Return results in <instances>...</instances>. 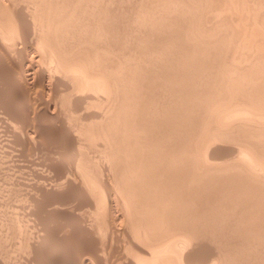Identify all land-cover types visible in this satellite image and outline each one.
<instances>
[{"label":"bare ground","instance_id":"bare-ground-1","mask_svg":"<svg viewBox=\"0 0 264 264\" xmlns=\"http://www.w3.org/2000/svg\"><path fill=\"white\" fill-rule=\"evenodd\" d=\"M19 1L0 0V32L4 34L0 44L7 50L0 53V59L9 60V51L15 49L8 45L6 33L15 31L17 39H26L30 33L34 34V29L38 47L47 49L46 58L51 63L48 62V68H38L42 62L40 57L35 61L34 53L31 56L26 53L17 64L19 67L15 66L16 71H7L9 81L23 85L29 93L34 89L37 92V84L42 85V92L48 90L55 94L62 87L67 92L63 93L69 94L65 95L70 98L69 104L73 100L78 109L73 115L82 114L85 115H80L82 121L89 120L84 125V121L77 119L81 123L79 127L75 119L76 132L68 124L69 118L66 120L62 125V131L69 137L65 147L81 151L87 140H98L103 144L106 158L99 169L102 175L105 171L110 173L103 182L95 180L97 177L88 169L89 165L82 163L85 154L79 152L73 177L66 178L70 169L67 176L63 173L66 179L59 175L64 180L55 181L58 182L55 185L54 182L47 185L43 179L36 181L34 197L37 200L43 197L62 205L64 198L60 201V196L55 194L73 192L80 179L79 186L91 185L95 206L88 213L94 212L87 216H94L95 221L90 218L91 222L77 221L85 233L92 235L91 247H82L79 257L69 263L56 255L41 258L44 247L52 251L55 248V252L63 255L71 251L70 239L54 238L50 234L52 242L49 243L48 237L36 232V239L28 245L30 255L21 264H58L60 261L64 264H233L240 259L236 260L238 253L248 258L244 260L264 264V177L256 171L264 170V42L253 46L244 27L246 18L260 17L264 0H133L134 3L123 0L127 6L134 4L132 15L129 14L132 18L126 12L125 19L120 17L125 8L121 0H114L117 7L113 0H35V3L33 0L31 5L26 1L29 6ZM5 18H13L10 25L3 23ZM206 21L207 25L211 23L208 29ZM137 25L143 29L140 34ZM256 34L258 39L259 33ZM252 46L256 47L254 51H243ZM229 52L228 58L222 57ZM53 94L56 98L59 93L55 97ZM50 96L41 97L39 102L35 100V107L52 121L59 120L64 114L59 117L61 111L59 114L57 111L62 110L63 104H59L58 110L57 105L51 109V102L56 101L53 98L50 101ZM58 98L57 104L62 103ZM164 99L168 101L165 105ZM31 103L29 107L33 106ZM241 119L245 120L235 125ZM257 119L263 123L262 127L256 126ZM220 141L236 144L230 148L235 159L224 158L223 164L216 161L218 152L212 147ZM60 155H55L56 166L69 157ZM68 160L71 163V156ZM55 161L50 162L52 166ZM90 172L95 178H89ZM93 182L102 187V193ZM77 210L75 214L80 217L79 213L83 212ZM106 214L110 216L105 218L108 222L97 221ZM7 229L3 216L0 220L3 238L7 237ZM102 230H109L106 233L110 236ZM232 231H238V239L242 238L243 243L233 241ZM253 249L256 252L250 251ZM254 252L263 257L256 260L258 256ZM0 264H6L1 257Z\"/></svg>","mask_w":264,"mask_h":264},{"label":"rangeland","instance_id":"rangeland-1","mask_svg":"<svg viewBox=\"0 0 264 264\" xmlns=\"http://www.w3.org/2000/svg\"><path fill=\"white\" fill-rule=\"evenodd\" d=\"M18 1V0H17ZM21 1H24V2H21ZM21 1H19L20 3H24L23 5H25V6H29V5H27V2H28V4H34L36 1L37 2H40V0H34V3H32L33 2V0L29 3V1L30 0H21ZM27 1V2H26ZM116 1H118L119 2V0H116ZM116 1H112V2H115L116 3ZM123 0H121L120 1V3H122V6H123V2H124V4L126 5V2L125 1H123ZM127 1V0H126ZM132 1V3H134V1L133 0H131ZM131 1H129V3L131 2ZM262 2V1H261ZM119 3V6L118 7H120V8H118L119 10L121 9V4ZM128 3V2H127ZM131 3V4H132ZM264 1H263V3L260 5V12H261V15H260V17L259 18H246L245 20H244V22L245 23H249V25H247V24H245L244 23V25H246V26H244L245 27V30H246V32H247V35L249 36V38H251L250 39V43L253 45V46H259V45H261V43H263L264 42V36H263V34H264ZM111 6H112V8H114V6L112 5V4H110ZM109 5V6H110ZM117 5H118V3H116V7H117ZM123 6L122 8H126L127 10H129V11H126V9H125V11H123L124 9H122V13L123 14H121L122 16H120V17H122V18H127L128 17V15L129 14H131V11L134 9L132 6L134 5V4H132V10H131V7H130V5L128 4V6L126 7V6ZM33 6V5H32ZM31 6V7H32ZM110 6V7H111ZM111 8V9H112ZM110 9V8H109ZM126 12H129L128 13V15H127V13ZM132 15V14H131ZM121 18V19H122ZM128 18H132V16L130 17V15H129V17ZM235 19V18H234ZM12 20H13V18H5L4 20H3V23L4 24H7V25H10V23L12 22ZM238 21L239 20H236L235 22L236 23H238ZM247 21H249V22H247ZM206 23V25L208 24L207 23V21L205 22ZM253 24L256 26V28L253 26ZM251 25V28L249 27ZM137 26H140L139 27V31H141V32H138V34H140V33H142V31H143V29H142V27H141V25H137ZM210 26H211V23L209 24V25H207V29L208 28H210ZM247 26H248V28H249V31L250 32H248V28H247ZM123 27V26H122ZM121 27V28H122ZM253 28L255 29L254 31H253ZM124 28H122V30H123ZM141 29V30H140ZM250 29H252V30H250ZM257 30V31H256ZM33 31V33L35 34V31H34V29L32 30ZM31 31V32H32ZM253 31V32H252ZM136 32V34H137V31H135ZM255 32V33H254ZM259 33V37H258V39H257V34L256 33ZM251 33H253V34H251ZM260 33H261V35H260ZM16 34V32L15 31H10V35L8 34V33H6L5 34V37H7L6 39H7V43H8V45L11 47L12 46V48L13 47H15V49L13 48V50L14 51H9V53H8V55L11 57L9 60L7 59L6 61H4V60H1L0 59V61H2V62H0V66H2V67H0V202H1V199H3V198H5L4 200H2V202L0 203L1 205H0V220L3 218V216H4V218L6 219V222H7V225H8V229H7V237H2L1 235H0V257L2 258V260H3V262L4 263H6V264H21V262H22V260H26L27 259V257H28V255H30V252H29V249H28V245H30L33 241H34V239H36V234L38 235L40 232L42 233V235L43 236H45V237H48L47 238V242H49V243H51L52 241H50V240H52L51 239V236L52 235H50V234H53V237L55 238V237H57V236H59V237H68L69 239H70V241H69V243H70V250L71 251H66V253L63 255L62 253H60V251L59 252H55L54 250H55V248H54V250L52 251V249H48L47 247H44V249L40 252L41 253V258H45V257H47V254H49L48 256H51V257H53V256H55V257H57V258H59L61 261H63V262H65V263H69L70 261H74V260H76V258L77 257H79L78 255H79V251H81L82 249H84L85 248V246H86V248H88L89 246L88 245H90V247H91V237H92V235H89V234H87V233H85V231H84V227L82 226V224L81 223H79L80 221L79 220H86L87 222H88V220H89V218H90V220L92 219V220H94L95 221V217L93 218H91V216H87L88 214L89 215H91L92 214V212H94V211H90V213H88L89 212V209L90 210H94V200L92 201L91 199H94V197H92V195H91V188H90V186H89V183H86V184H84V185H82V186H79V184H80V182H81V179H80V181H78V188H76L75 190H73V192L71 191V192H63V193H57V194H55L56 196H60L59 197V199H61L60 201H62L63 200V198H64V200L62 201V203L64 202L65 204H59V203H52L51 201H48V199H46V198H41V197H39V199L37 200L36 199V197H34L35 195H37V194H35L34 195V193H36V191H35V188L34 187H36V183L38 182H41L42 181V179L45 181V182H47L48 184L47 185H49V183L52 185L53 183H51V182H54V185L55 184H57L55 181H59L60 182V180H64V178H65V176L64 175H66L67 176V174L69 173L68 171L70 170V174H68L69 176L68 177H66V178H71V177H73V174H75L76 173V168H75V165H76V163H77V161H76V157L78 156V155H80L81 153H79V152H83L82 154L84 155V158L82 157V159H84V162H82L83 163V165L84 166H86L87 167V164L90 166H88V169L89 168H91V172H94L93 174H95L96 176L95 177H97L95 180H98L99 182H101L103 179L105 180V179H107L108 178V176H109V171H105V173H103V175H102V173H101V170L99 169V166H100V168L102 169V167H101V165L103 164V162L105 161V163H106V158L104 157V153H103V150H104V147H103V144L102 143H100L99 144V142H98V140H96V141H93L92 140V142L90 141V142H88L89 140H87L86 141V143L84 144V148L85 149H83V148H81V149H83V150H81V151H79V150H75V149H68V148H66L65 146H67V144H68V138L69 137H67L66 135L67 134H64V132L62 131L63 130V124L64 123H67V121H68V124L71 126V124H72V126H74V132H76V129H78V126H79V124H81L80 122L82 121V119H81V117L83 116V117H85V115H82V114H79V113H76L77 111L75 110V109H77V108H75V102L73 101V100H71L72 102H70L71 104H69V102H68V100L70 99L68 96H67V98H66V96L65 95H69V94H66L67 92L66 91H63V89H62V87H61V90H62V93L63 92H66V93H61V90L57 93V94H55V92H52V91H44V92H42L43 91V87H41V86H39L40 84H37V86H36V88H37V92H36V90L34 91H32V90H30V93H29V89H28V92H27V89L26 88H23V85H18L19 87H17V85H16V83L15 82H13L12 80L11 81H9L10 79H8V76H9V74L7 75V71H8V73L9 72H12V71H16L17 70V68L16 67H19V65H17L20 61H21V59L23 58L22 56H24V54H25V56H26V53H29V55L31 56L33 53L35 54V56L36 57H34L35 58V61H38V59H37V57L39 58V59H41L42 60V62H40V64H39V66H38V68H46L47 66L49 67V64L51 63V61H50V58L49 57H47L46 58V56H49V54H47L46 53V48H41V47H38L39 45H38V41H37V37L34 35V34H32V33H30V36H28L27 38L29 39V40H27V38L24 40V39H21L20 37L17 39V35H15ZM256 34V35H255ZM2 35V36H1ZM3 35L4 34H2L1 32H0V40H1V38L3 37ZM9 35V36H8ZM254 37H253V36ZM261 36V37H260ZM31 37V38H30ZM33 37V38H32ZM253 38V39H252ZM255 39L257 40L256 42H255ZM260 39V43H259V40ZM34 40H36L35 42H34ZM252 40V41H251ZM254 40V41H253ZM22 41V42H21ZM27 41V42H26ZM30 41V42H29ZM263 41V42H262ZM254 42V43H253ZM34 43V44H33ZM16 44V45H15ZM258 44V45H257ZM1 46H0V48L2 47L3 49L2 50H0V53H4L5 51H7L6 50V47L4 48L3 46H2V43L0 44ZM21 45V46H20ZM22 45H25V46H22ZM36 45V46H35ZM32 46H34V47H32ZM250 47V48H246L245 50H243V51H245V52H248V51H250L249 49H252L251 51H254L255 50V48L256 47ZM28 47V48H27ZM254 48V49H253ZM17 49H20V50H17ZM28 49H31V50H28ZM34 49H36V52L34 51ZM25 51V53L23 52V51ZM28 50V51H27ZM16 51V52H15ZM22 51V52H21ZM30 51H31V53H30ZM16 53V55L15 54H13V53ZM264 50L262 51V54L264 55ZM19 55H18V54ZM20 53H22V54H20ZM44 53V54H43ZM46 53V54H45ZM33 54V55H34ZM42 54V55H41ZM230 56V52L229 53H226V55H223L222 57H227L228 58V56ZM41 56H42V58H41ZM20 57V58H19ZM22 57V58H21ZM17 59V61H16V59ZM37 59V60H36ZM15 60V61H14ZM14 61V63H11V62H13ZM6 62H7V64H6ZM11 64H10V63ZM39 62H37L36 64L38 65V63ZM48 62H49V64H48ZM4 63V64H3ZM48 64V65H47ZM9 65H10V67H9ZM12 65H13V67H12ZM16 66V67H15ZM6 67V68H5ZM47 67V68H48ZM10 70H12V71H10ZM5 73H6V76H5ZM3 74V75H2ZM8 80H7V79ZM15 83V84H14ZM8 84V85H7ZM11 84V85H10ZM7 85V86H6ZM13 85V86H12ZM16 87V88H15ZM39 87H41V88H39ZM18 88H19V90H18ZM38 89L40 90V92L38 91ZM15 90V91H14ZM42 90V91H41ZM23 91V94L21 93ZM32 92V93H31ZM34 92L36 93V94H34ZM40 93V95L39 94H37V93ZM45 92H47V93H45ZM26 93V94H25ZM54 95V97L57 95V97H59L58 99H59V101L58 102H62V103H58L57 104V100H56V98H53V96H52V94ZM61 93V94H60ZM2 94V95H1ZM8 94H10V95H8ZM30 94V95H29ZM41 94H42V96H41ZM51 96H50V95ZM34 96L33 98H32V96ZM37 95V96H36ZM39 95V96H38ZM46 95H49L50 96V98H49V100L51 99V98H53V100H55L56 102H54L53 100H50V101H53V102H51L52 103V105H51V109H52V107H54V106H56V110H58L60 107H61V105H62V107H61V109L62 110H58L57 111V113L59 112V111H61V113L59 114V117H61V115H62V113L64 114L63 116L65 117H63L62 116V118H64V120L66 121L68 118V120L66 121V122H64L63 120H62V118H59V120L58 119H54L53 121H52V118L50 117V116H48V115H46V114H44V113H42L41 111H39V110H37L36 108L37 107H35V105H36V102H39L40 101V98L41 99H48V97L49 96H46ZM20 96V97H19ZM24 96V97H23ZM41 96V97H40ZM65 96V97H64ZM31 98V101L30 102H28L29 100H30V98ZM36 98V99H35ZM66 98V99H65ZM69 98V99H68ZM9 99V100H8ZM24 99V101H22ZM26 99H27V101H26ZM38 99V100H37ZM68 99V100H67ZM32 100H34V102H32ZM35 100H36V102H35ZM65 100V101H64ZM67 100V101H66ZM165 100V101H164ZM163 100V105H165V104H167L168 103V101H167V99H164ZM10 101V102H9ZM24 103H22V102ZM63 101H64V103H63ZM8 102H9V104H8ZM32 102V103H31ZM67 102V103H66ZM74 102V103H73ZM31 103V105L33 104V106H31V107H29V104ZM56 103V104H55ZM66 103V104H65ZM25 104H28V105H25ZM59 104H61L60 106H59ZM74 104V108L72 107V105ZM20 105H21V107H20ZM54 105V106H53ZM22 106H23V109H22ZM26 106H27V108H26ZM59 106V107H58ZM9 107V108H8ZM20 107V108H19ZM33 107H35V110H33L34 108ZM30 110H29V109ZM55 108V107H54ZM73 110H72V109ZM6 109V110H5ZM17 109H19V110H17ZM29 111H28V110ZM32 109V110H31ZM7 110H9V111H7ZM12 110V111H11ZM37 110V111H36ZM67 110V111H66ZM74 110L76 111L75 112V115L76 114H79V115H77V116H74L73 115V113H74ZM78 110V109H77ZM7 111V112H6ZM20 111V112H19ZM23 111V112H22ZM29 113H28V112ZM30 111H36L35 113H33L32 114V112H30ZM73 111V112H72ZM24 112H26V113H24ZM80 113H82L81 111H79ZM14 113V114H13ZM22 114V115H21ZM28 114V115H27ZM35 114V115H34ZM69 114V115H68ZM17 115V116H16ZM42 115H44V117L42 116ZM66 115V116H65ZM80 115H82L81 117H80ZM31 116H33L34 117V120H33V117H31ZM38 116H40V117H38ZM42 116V117H41ZM79 116V117H78ZM15 117V118H14ZM29 117V118H28ZM49 117V118H48ZM78 117V118H77ZM38 118V119H37ZM74 118V119H73ZM80 118V119H79ZM15 119V120H14ZM24 119H26V120H24ZM42 119H44V120H42ZM45 119H46V121H45ZM51 119V120H50ZM77 120V124H78V126H77V124H76V120ZM84 120V122H85V118H83ZM245 120V119H244ZM243 119H241L240 121H238V123H235V125H237V124H239L240 122H242V121H244ZM258 121H256L255 122V124H257L256 126H260V127H262V125H263V123L259 120V119H257ZM21 121V122H20ZM24 121V122H23ZM30 121H31V123H33V124H31L30 123ZM52 121V122H51ZM60 121H61V123H60ZM62 121H63V123H62ZM82 121V123H84ZM45 122H47V123H45ZM71 122V123H70ZM87 122H89V120L88 121H86L85 123H84V125H86L87 124ZM261 122V123H260ZM30 123V124H29ZM38 123V124H37ZM73 123H75L74 125H73ZM36 124V125H35ZM52 124V125H51ZM234 124V123H233ZM42 125H44V126H42ZM76 125V126H75ZM83 125V124H82ZM25 126V127H24ZM31 126V127H30ZM36 126H38V127H36ZM50 126V127H49ZM55 126V127H54ZM59 126V127H58ZM60 126H62L61 128H60ZM44 127V128H43ZM47 127V128H46ZM80 127V126H79ZM32 128V129H31ZM39 128V129H38ZM41 128V129H40ZM52 128V129H51ZM53 128H54V130H53ZM57 130H56V129ZM38 129V130H37ZM61 129V130H60ZM34 130V131H33ZM37 130V131H36ZM44 130H46V131H44ZM59 130V132H57ZM50 131H52V133H50ZM25 132V133H24ZM37 132V133H36ZM40 132V133H39ZM62 132H63V134H62ZM23 134V135H22ZM52 134H53V136H52ZM60 134V135H59ZM27 135V136H26ZM41 135H42V137H41ZM46 135V136H45ZM48 135H50V136H48ZM56 135V136H55ZM26 136V137H25ZM31 136H33V137H31ZM38 136V137H37ZM43 136H45V137H43ZM48 136V137H47ZM59 136V137H58ZM20 137V138H19ZM41 137V138H40ZM50 137V138H49ZM52 137V138H51ZM58 137V138H57ZM56 138V139H55ZM86 138V137H85ZM36 141H35V140ZM42 139V140H41ZM53 139V140H52ZM64 139V140H63ZM68 139V140H67ZM28 140V141H27ZM42 142H41V141ZM56 140H57V142L58 143H56ZM86 140V139H85ZM47 141V142H46ZM51 141V142H50ZM54 141H55V143H54ZM67 141V142H66ZM32 142V143H31ZM62 142V143H61ZM101 142V141H100ZM223 142V141H222ZM221 141L218 143V144H214V146L212 147L213 149H214V152L216 151V152H218V154H217V156H219V161H221V162H219L218 160H216L219 164H223L224 163V161L226 160V161H228V159H230L231 157H232V159H235V158H233L235 155L233 154V152H232V150H230V148H234V147H236V144L234 145L233 143H231L230 144V141L228 142V141H226V143H225V141L222 143ZM64 143H65V145H64ZM102 144V145H101ZM26 145H27V148H26ZM39 145V146H38ZM60 147H59V146ZM86 145V146H85ZM224 145H225V147H224ZM234 145V146H233ZM36 146V147H35ZM64 146V147H63ZM216 146H218V147H216ZM100 147V148H99ZM216 147V148H215ZM222 147H224V148H222ZM65 148V149H64ZM228 148V149H227ZM29 149V150H28ZM66 149H67V151H66ZM94 149V150H93ZM213 149H211V150H213ZM227 149V150H226ZM221 150V151H220ZM228 150H230L229 151V154H228ZM54 151V152H53ZM65 151V152H64ZM70 151H72V152H70ZM36 152V153H35ZM94 152V153H93ZM220 152V153H219ZM226 152H227V154H226ZM230 152H232V155H231V153ZM60 153H62L61 155H60ZM221 153H222V155H221ZM58 154L60 155V156H62L63 154V156H69L68 157V159L70 158V156H71V160H70V162L71 163H67V161L69 162V160L67 159V161H66V159H65V161H61V163H60V161L58 162V164H57V166H56V162L57 161H55V160H57L55 157V155H57L58 156ZM68 154V155H67ZM78 154V155H77ZM225 154V155H224ZM54 155V156H53ZM221 155V156H220ZM51 157H53V158H55V159H51ZM59 157V156H58ZM57 157V158H58ZM73 157V158H72ZM223 157V158H222ZM75 158V159H74ZM101 158V159H100ZM105 158V159H104ZM224 158H225V160H224ZM50 160V161H49ZM94 160H96V161H94ZM100 160V161H99ZM237 160H239V159H237ZM55 161V163H54V166H52L53 164V162ZM75 161V162H74ZM98 161V162H97ZM223 161V162H222ZM225 161V162H226ZM50 162H52V163H50ZM86 162V163H85ZM243 162H246V161H243ZM59 163H60V165H62V164H64V167H63V165L62 166H60L59 165ZM66 163L68 164V165H70V166H68L69 167V169H68V167L66 166ZM75 163V164H74ZM100 163V164H99ZM104 163V164H105ZM38 165V166H37ZM52 166V167H51ZM56 166V167H55ZM61 167H63L64 169H62ZM73 167H74V169H73ZM56 168V169H55ZM95 168V169H94ZM259 168H261V167H259ZM44 169V171H42ZM57 169L60 171V169H62L61 171H60V173L59 172H57ZM67 171H66V170ZM94 169V170H93ZM257 168H255L254 170H256ZM52 170V171H51ZM65 170V171H64ZM90 170V169H89ZM96 170V171H95ZM99 170H100V172H99ZM62 171H64V172H62ZM256 171H258V173H261V176H263L264 177V170H259V169H257ZM39 172V173H38ZM47 172V173H46ZM51 172V173H50ZM58 173V175H57V173ZM68 172V173H67ZM74 172V173H73ZM91 172L89 173V175L91 174ZM263 172V173H262ZM63 173H66V174H64L63 175ZM73 173V174H72ZM100 173H101V175H100ZM40 174H41V176H40ZM62 174V176L64 177H62V176H59V175H61ZM104 174H106V175H104ZM46 175H48V176H46ZM55 175V176H54ZM72 175V176H71ZM58 176V177H57ZM91 177H89V178H92V177H94V175L92 176V175H90ZM60 177H62V178H60ZM78 177V176H77ZM76 177V178H77ZM94 177V178H95ZM103 177V178H102ZM60 178V179H59ZM65 178V179H66ZM94 178H93V181H95L94 180ZM54 179V180H53ZM92 180V179H91ZM103 180V181H104ZM37 181V182H36ZM102 181V182H103ZM97 182V181H96ZM96 182H93V183H95V186H97V190L99 191L100 190V192L102 193V191H101V189L100 188H102V187H99L98 188V185L96 184ZM98 183V182H97ZM101 184V183H100ZM84 186V187H83ZM100 186V185H99ZM101 186H102V184H101ZM84 188L83 190H81V188ZM86 187V188H85ZM89 187V188H88ZM85 190V191H84ZM32 191V192H31ZM79 191V192H78ZM81 192V193H80ZM71 193H73V194H71ZM83 193V194H82ZM85 193V194H84ZM90 193V194H89ZM33 194V195H32ZM66 194V195H65ZM70 194V195H69ZM74 195V196H73ZM96 195V194H95ZM79 196H80V198H79ZM71 197V198H70ZM83 197V198H82ZM96 197H97V195H96ZM68 198V199H67ZM86 198V199H85ZM98 198V197H97ZM96 198V199H97ZM36 199V200H35ZM44 199V200H43ZM45 199H46V201H45ZM71 199V200H70ZM79 199V200H78ZM33 200V201H32ZM77 200V201H76ZM93 202V204H91V201ZM6 201V202H5ZM38 201V202H37ZM41 201H43V202H41ZM45 201V202H44ZM66 201V202H65ZM74 201V202H73ZM46 202H51V204L50 203H48L47 205H45L46 204ZM44 203V204H43ZM40 204V205H39ZM42 204V205H41ZM55 204H57V206L55 205ZM79 204V205H78ZM49 205H51V206H49ZM52 205H54V206H52ZM66 206V207H65ZM68 206V207H67ZM89 206V207H88ZM42 207V208H41ZM51 207V208H50ZM54 207V208H53ZM64 208V210H63V208ZM93 207V208H92ZM58 208V209H57ZM92 208V209H91ZM52 209V210H51ZM56 209V210H55ZM62 209V210H61ZM77 209H79V212H83L82 214H80L79 213V215H81L80 217L78 216V214L76 215L75 213H77L78 212V210ZM46 210V211H45ZM67 210V211H66ZM83 210V211H82ZM86 210V211H85ZM88 210V211H87ZM55 211V212H54ZM71 211V212H70ZM76 211V212H75ZM72 214V215H71ZM85 214V215H84ZM109 214V213H108ZM108 214H106L104 217H103V221L102 220H100V219H98L97 221L98 222H103V223H106V222H108L109 220H107V219H105L106 217H108V219H109V215ZM48 215V216H47ZM71 215V216H70ZM108 215V216H107ZM42 216V217H41ZM85 216H87V217H85ZM42 218V219H41ZM58 218H59V220H58ZM65 218V219H64ZM80 218V219H79ZM85 218V219H84ZM50 219V220H49ZM54 219V220H53ZM72 219V220H71ZM47 220V221H46ZM49 220V221H48ZM65 220V221H64ZM74 220V221H73ZM89 220V222H91ZM59 221V222H58ZM77 221H79V222H77ZM96 221V225H98L97 222ZM106 221V222H105ZM41 222V223H40ZM55 222V223H54ZM62 222H64V223H62ZM70 222V223H69ZM100 222V223H101ZM232 222L233 221H231L230 220V225L232 224ZM56 226H55V225ZM66 224V225H65ZM70 224V225H69ZM82 226V228H80V226ZM50 226V227H49ZM73 226V227H72ZM231 226H234L233 224L231 225ZM36 227H37V229H36ZM42 228H43V230H42ZM48 228V229H47ZM53 228V229H52ZM56 228V229H55ZM59 228V229H58ZM63 228H66V229H63ZM68 228V229H67ZM70 228V229H69ZM237 228V227H236ZM104 229V228H103ZM71 230H73V231H71ZM83 230V231H82ZM107 230V229H106ZM39 231V232H38ZM60 231V232H59ZM103 231V234L105 235H108V236H110V234H108L110 231L108 230V231H106V232H108V233H106L105 232V230H102ZM28 232V233H27ZM32 232V233H31ZM37 232V233H36ZM47 232V233H46ZM72 232V233H71ZM77 232H79L78 234H77ZM83 232V233H82ZM232 232H234V231H232ZM231 232V233H232ZM236 232V231H235ZM234 232V235H232L231 237H232V239L235 237V239H233V241L235 240V241H241L242 240V238L241 239H238V237H240V235H238L237 233H238V231H237V233H235ZM34 233H36V234H34ZM56 233V234H55ZM85 233V234H84ZM46 234V235H45ZM80 234V235H79ZM233 234V233H232ZM237 234V235H236ZM35 235V236H34ZM48 235H50V236H48ZM55 235V236H54ZM61 235V236H60ZM71 235V236H70ZM79 235V236H78ZM82 235H84V236H82ZM89 235V236H88ZM231 235V234H230ZM23 236V237H22ZM25 236V237H24ZM70 236V237H69ZM50 237V238H49ZM78 237V238H77ZM80 237V238H79ZM25 238V239H24ZM27 238V239H26ZM34 238V239H33ZM54 238H53V240H54ZM33 239V240H32ZM68 239V240H69ZM29 240V241H28ZM72 240V241H71ZM78 241V242H77ZM88 241V242H87ZM122 241V240H121ZM234 241V242H235ZM243 241L244 240H242V243H243ZM23 242V243H22ZM81 242V243H80ZM86 242V243H85ZM89 243V244H88ZM237 243V242H236ZM235 243V244H236ZM241 242H238L237 244H240ZM246 243L247 244H250L249 242H247L246 241ZM236 244V245H237ZM8 245V246H7ZM26 245V246H25ZM244 245H246V244H244ZM46 246V245H45ZM238 246V245H237ZM262 246V245H261ZM74 247V248H73ZM82 247H84V248H82ZM250 248H252V247H250ZM249 249V248H248ZM260 249H263V246H262V248L260 247ZM44 251V252H43ZM51 251H52V253H54V255L53 254H51ZM252 253H253V251H255L254 249L253 250H250ZM249 251V252H250ZM43 252V253H42ZM48 252V253H47ZM77 252V253H76ZM250 252V253H251ZM256 252V251H255ZM255 252H254V256L257 258V256H258V258L256 259V260H260L261 259V257H263V255L261 256L260 254L259 255H255ZM76 254V255H75ZM78 254V255H77ZM240 254V255H239ZM45 255V256H44ZM239 255V256H238ZM240 256H242V257H240ZM243 256L244 255H242L241 253H238L237 254V259L236 260H238V258H240L237 262L236 261H234V263L235 264H243V263H245V264H257V261L256 262H253L252 260V262H250V260H244V259H248V258H243ZM254 256H251V257H253V258H255ZM261 256V257H260ZM260 257V258H259ZM25 258V259H24ZM71 258V259H70ZM72 259H74V260H72ZM243 259V260H242ZM250 259V258H249ZM252 259V258H251ZM59 260V261H60ZM241 260L243 261L242 263H241ZM61 261H60V263H58V264H64V263H61ZM233 263V264H234Z\"/></svg>","mask_w":264,"mask_h":264}]
</instances>
